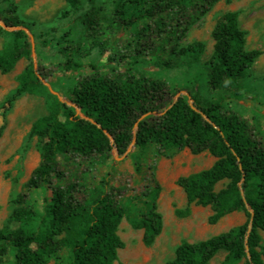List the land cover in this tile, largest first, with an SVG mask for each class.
<instances>
[{"label":"trees","instance_id":"16d2710c","mask_svg":"<svg viewBox=\"0 0 264 264\" xmlns=\"http://www.w3.org/2000/svg\"><path fill=\"white\" fill-rule=\"evenodd\" d=\"M66 1L71 7L79 2ZM217 1L112 0L111 15L119 29L133 34L136 46L160 51L184 35ZM0 20L15 27H0L7 37L0 47V72L11 71L21 58L29 61L17 76V86L1 103L0 131L12 103L24 93L43 96L47 108L29 129L28 136L38 138L40 161L12 199L9 221L16 226L0 228V261L9 254L11 264H47L50 259L54 264H114L123 247L117 234L123 218L142 230L145 246L152 245L163 227L157 207L160 186L153 174L141 193L142 209H135L131 200L117 201L111 192L79 198L77 185L72 183L51 187L41 208L26 203L31 191L63 177L58 155L105 157L113 149L123 154L131 145L139 151L150 145L166 156L188 148L192 154L207 151L215 158L208 168L178 177L186 207L176 209L177 216L188 215L195 204L211 206L209 224L233 211H243L246 217L243 223L205 239L182 240L164 264H208L218 251L225 252L220 264H264L260 235L264 231V141L256 138L246 119L227 107L226 96L207 99L195 83L188 94L170 100L162 82L133 72V66L117 78L94 68L77 80L68 105L50 92L41 81L46 77L34 69L26 25L15 15L0 13ZM83 22L87 31L94 32L99 23L97 11L85 13ZM211 35L214 47L206 63L207 84L213 90L228 87L231 96L240 97L239 80L262 51L245 47L246 32L240 29L235 11L222 14ZM135 51L141 53L138 48ZM202 52L203 44L194 42L179 54L196 61ZM164 65L171 62L166 60ZM138 164L135 161L137 171ZM222 181L226 184L216 190Z\"/></svg>","mask_w":264,"mask_h":264},{"label":"rangeland","instance_id":"374dc122","mask_svg":"<svg viewBox=\"0 0 264 264\" xmlns=\"http://www.w3.org/2000/svg\"><path fill=\"white\" fill-rule=\"evenodd\" d=\"M10 1L16 6L15 12L7 0H0L1 15L18 16L26 25L25 31L33 44L31 62L34 69L46 77L43 79L49 87L68 105L77 80L93 72L94 68L117 78L133 66V72H143L162 82L170 100L188 94L195 83L201 96L207 99L226 96L227 107L246 119L256 138L264 141V0H219L184 35L174 38L160 51L136 46L133 34L117 27L111 15L112 0H79L75 7L69 6L66 0ZM90 10L98 13L99 23L94 32L87 31L83 22L85 13ZM227 11L238 14L239 27L246 32L245 47L262 51L247 75L239 80L240 97L231 96L228 87L213 90L207 84L206 63L214 47L211 32ZM0 27L5 29L1 24ZM6 39L0 30V47ZM194 42L203 44L198 60L179 54L180 49ZM166 60L171 62L170 66L164 65ZM133 61H136L134 65ZM28 63L27 59L21 58L11 71L0 72V126L3 123L1 103L17 86V76ZM46 113L44 97L30 93L19 96L6 113L0 131V228L16 226L9 221L14 207L12 199L22 191L23 183L40 161L38 138L29 137V129ZM57 160L63 177H54L51 185L31 191L26 201L28 206L41 208L51 194V187L72 183L77 185L79 198L99 191L111 192L117 201L127 203L131 200L135 209H142L141 193L150 184L152 174L159 184L157 207L162 215L161 233L152 245L145 246L141 240L142 230L132 228L123 218L117 230L123 247L118 249L114 264H164L173 257L182 240L205 239L246 219L243 211H233L215 224H209L210 205L192 204L188 215L175 214L176 209L186 207L185 194L177 184L178 177L211 166L215 158L207 151L192 154L188 148H183L166 156L158 154L150 145L140 151L131 145L123 154L113 149L105 157L82 158L68 154L58 155ZM135 161L139 163L138 171ZM225 184L226 181L219 182L216 190ZM260 235L264 246V231H260ZM224 254V251H218L208 264H220ZM11 263L9 254L0 261V264ZM47 264H54V260L50 259Z\"/></svg>","mask_w":264,"mask_h":264},{"label":"water","instance_id":"95a60500","mask_svg":"<svg viewBox=\"0 0 264 264\" xmlns=\"http://www.w3.org/2000/svg\"><path fill=\"white\" fill-rule=\"evenodd\" d=\"M0 24H1L5 29H8V30H12V29L15 28V27H8V26H6L5 24H3L1 21H0ZM31 49H32V55H33V44H31ZM41 81H42L46 86H48V88H49V90H50L51 93H53V94H55V95H57V96L59 97V94H58L56 91L52 90V89L49 87V84L45 81V79L41 78ZM59 98H60V97H59ZM176 98H177V97H176ZM189 104H190L191 107H193V105H192V101H191L190 99H189ZM76 113H77V114L79 113V109L76 110ZM105 134L109 137L110 141L112 142V138H111V136H110L106 131H105ZM251 215H252V212H251Z\"/></svg>","mask_w":264,"mask_h":264}]
</instances>
